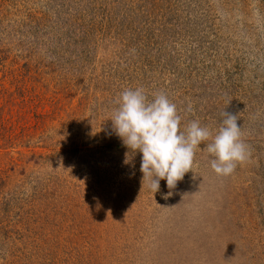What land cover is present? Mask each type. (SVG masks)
<instances>
[{"label": "rangeland", "instance_id": "374dc122", "mask_svg": "<svg viewBox=\"0 0 264 264\" xmlns=\"http://www.w3.org/2000/svg\"><path fill=\"white\" fill-rule=\"evenodd\" d=\"M138 87L249 159L202 142L153 193L111 120ZM0 264H264V0H0Z\"/></svg>", "mask_w": 264, "mask_h": 264}, {"label": "clouds", "instance_id": "9594fccd", "mask_svg": "<svg viewBox=\"0 0 264 264\" xmlns=\"http://www.w3.org/2000/svg\"><path fill=\"white\" fill-rule=\"evenodd\" d=\"M115 103L118 107L111 118L115 132L129 149L142 153L140 171L153 193L159 190L161 179H166L169 189L183 179L202 142L211 140L206 151L218 175L232 174L251 155L236 114L224 110L221 126L213 135L198 120L181 130L177 105L164 92L154 94L150 101L143 88L125 89Z\"/></svg>", "mask_w": 264, "mask_h": 264}]
</instances>
